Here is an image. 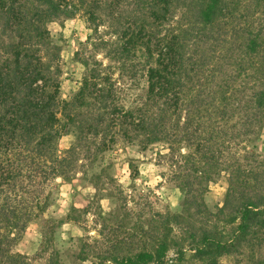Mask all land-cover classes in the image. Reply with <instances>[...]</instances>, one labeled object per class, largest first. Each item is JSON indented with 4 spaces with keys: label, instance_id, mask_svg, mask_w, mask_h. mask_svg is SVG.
Listing matches in <instances>:
<instances>
[{
    "label": "trees",
    "instance_id": "1",
    "mask_svg": "<svg viewBox=\"0 0 264 264\" xmlns=\"http://www.w3.org/2000/svg\"><path fill=\"white\" fill-rule=\"evenodd\" d=\"M79 11L95 30L105 21L118 27L114 33L123 31L119 56L139 57L137 63H119V67L132 82L129 90L144 91L122 90L111 67L80 57L84 65L80 86L71 99L60 98L61 48L48 24ZM238 12L249 17L240 28L241 36L236 27L230 33L227 27L228 19ZM206 34H213L214 47L217 40L226 42L227 64L236 44L245 41L260 80L252 96L253 114L245 124L264 121V0H0V264H32L15 246L33 225L42 227L50 243L55 228L65 222L46 212L56 179H71L77 166V143L62 152L58 148L59 139L72 131L77 142L101 135V149L119 141L143 149L162 143L185 161L192 159L193 166L180 168L177 174L184 193L191 192L192 177L212 181V173L229 171L224 206L238 188L253 191L242 194L240 234L245 236L252 224L264 227V171L226 163L212 149L215 145L220 151L227 149L234 136H228L223 123L232 107L226 95L231 89L226 84L212 91L211 85L217 83L205 74L200 50ZM209 72L212 79L217 77V66ZM212 92L220 94L217 103L218 95L208 99ZM81 107L89 111L80 112ZM79 116L83 118L78 120ZM183 148L189 152H182ZM172 218L177 222L178 216L165 219V231H157L151 249L110 262L168 264L167 252L178 245L171 236ZM192 236L194 254L204 264H218L233 245L215 230L205 229L197 239ZM48 264L62 263L52 257Z\"/></svg>",
    "mask_w": 264,
    "mask_h": 264
},
{
    "label": "rangeland",
    "instance_id": "2",
    "mask_svg": "<svg viewBox=\"0 0 264 264\" xmlns=\"http://www.w3.org/2000/svg\"><path fill=\"white\" fill-rule=\"evenodd\" d=\"M248 18L247 13L241 12L229 18L228 33L236 27L239 35H244L240 28L248 24ZM104 20L108 21L106 17ZM48 27L54 42L61 48V99H71L80 86L84 72L80 57L111 67L116 84L124 91L129 90L132 82L119 63H137L139 56L130 60L119 56L118 46L125 39L121 29L114 33L118 27L104 21L95 30L83 11L74 16L62 15ZM212 35L206 34L205 41L201 42L204 50L200 53H204L207 78L217 83L211 85L212 91L226 84L231 89L226 95L231 97L232 107L227 109L223 123H226L228 136H234L227 149L220 151L217 145L212 149L226 163L233 162L255 173L263 172L264 121L253 120L250 128L245 124L253 114L254 89L260 88L252 57L245 41L239 42L227 64L223 59L226 42L217 40L214 47ZM222 35L229 39L227 34ZM190 54L197 57L192 49ZM212 66L218 69L213 79L209 72ZM129 91L144 90L136 87ZM219 95L212 92L208 99L216 96L217 103ZM78 110L89 111L85 107ZM82 118L79 116L78 120ZM101 138L94 135L77 142V134L72 131L59 139L60 152L77 143L79 159L71 179H56L46 214L65 222L55 228L51 242L46 243L40 231L42 227L33 225L15 246L28 255L32 264H48L52 257L62 264H114L110 258L151 249L157 231H165L163 222L168 216H178L177 222L172 218L170 223L171 236L178 240V245L171 246L167 252L168 264H204L194 254L192 235L196 234L197 239L205 229L215 230L224 239L233 241L232 248L218 258V264H264V227L252 224L245 236L238 228L242 194H251L252 189L238 188L230 203L224 206L229 171L219 175L212 173L215 177L212 181L192 177L193 188L184 193L177 174L180 168L192 167V159L185 161L178 152L171 153L162 143L143 149L139 144L119 141L112 148L101 149ZM182 152L188 153L189 148H183ZM69 213L74 218H68ZM43 229L50 234L46 227Z\"/></svg>",
    "mask_w": 264,
    "mask_h": 264
}]
</instances>
